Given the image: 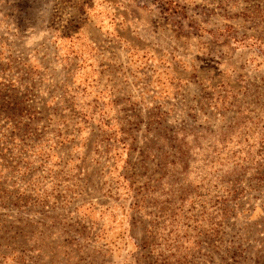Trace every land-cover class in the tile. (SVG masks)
<instances>
[{"label": "rangeland", "instance_id": "374dc122", "mask_svg": "<svg viewBox=\"0 0 264 264\" xmlns=\"http://www.w3.org/2000/svg\"><path fill=\"white\" fill-rule=\"evenodd\" d=\"M0 264H264V0H0Z\"/></svg>", "mask_w": 264, "mask_h": 264}]
</instances>
